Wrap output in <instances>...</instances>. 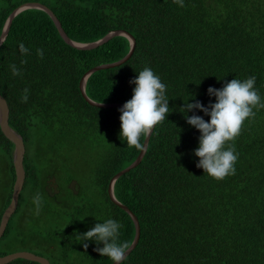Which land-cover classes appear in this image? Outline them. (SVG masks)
<instances>
[{
  "label": "trees",
  "instance_id": "obj_1",
  "mask_svg": "<svg viewBox=\"0 0 264 264\" xmlns=\"http://www.w3.org/2000/svg\"><path fill=\"white\" fill-rule=\"evenodd\" d=\"M25 2L48 7L77 43H92L114 30L134 38L124 64L87 78L84 90L91 101L124 105L135 87L130 81L145 66L166 85L170 113L150 135L139 165L113 185L115 199L140 228L122 264H264V109H254L255 118L235 141V175L216 181L196 166L200 132L187 123L193 114L206 122L210 117L183 108L196 101L208 107L216 100L209 87L221 89L251 76L264 102V0H184V7L173 0H0V35ZM21 42L29 54L20 53ZM41 48L43 58L37 55ZM129 50L122 36L91 50L73 48L38 9L13 18L0 45V95L9 126L23 139L25 181L0 239V257L25 251L50 264H112L94 250L103 244L77 237L107 219L122 224L118 242L131 245L133 221L107 190L140 151L120 137L121 108L91 106L79 89L86 72L119 61ZM12 64L21 75L13 76ZM13 149L0 131V219L15 179ZM51 178L59 191L53 197L45 192ZM73 180L77 194L68 188ZM37 193L43 201L38 215Z\"/></svg>",
  "mask_w": 264,
  "mask_h": 264
},
{
  "label": "clouds",
  "instance_id": "obj_2",
  "mask_svg": "<svg viewBox=\"0 0 264 264\" xmlns=\"http://www.w3.org/2000/svg\"><path fill=\"white\" fill-rule=\"evenodd\" d=\"M173 2L184 7V0H173ZM18 47L21 54H29V48L22 42ZM37 55L43 58L42 48L37 49ZM26 62L22 60L21 64ZM9 67L13 76L21 75L20 69L15 64ZM130 83L135 84L132 97L119 109L120 137L126 141L129 148L144 151L145 144L141 142L142 138L149 137L170 113L169 100L165 94L166 85L147 66ZM255 83V76L243 81L234 78L221 89L212 87L207 89L208 94L216 98L215 103L208 107L203 106L199 101L187 103L183 107L185 112L198 109L210 117L206 122L201 116L193 114L187 117V123L200 132L199 147L194 152L199 158L196 166L216 181L235 175V164L238 160L235 141L240 136L245 122L254 119L256 111L264 109V102L255 88ZM28 93L29 89L25 88L21 102H27ZM33 204L38 215L43 206L40 193L33 197ZM121 228L122 224L118 221L107 219L103 223H96L89 231L77 237L81 242L95 241L97 244H103V247L94 250L102 257L109 258L114 264H122L130 243L118 242ZM83 247L87 249L88 244L83 243Z\"/></svg>",
  "mask_w": 264,
  "mask_h": 264
},
{
  "label": "water",
  "instance_id": "obj_3",
  "mask_svg": "<svg viewBox=\"0 0 264 264\" xmlns=\"http://www.w3.org/2000/svg\"><path fill=\"white\" fill-rule=\"evenodd\" d=\"M26 9H38V10H41V11L45 12L46 14H48V16L53 21L60 37L62 38V40L66 44H68L71 47L76 48L78 50H91V49L97 48L98 46L105 44L110 39H112L113 37H116V36L125 37L129 41L130 50L122 59H120L117 62L96 66V67L90 69L88 72H86L84 74V76L81 78L80 83H79V89H80L82 97L91 106H95V107H99V108H107V109L122 108L123 105L118 104V103L99 104V103H95V102L91 101L90 99H88V97L85 94L84 86H85V82H86L87 78L93 72H95L97 70H101V69H109V68L118 67V66L124 64L133 54L134 46H135L134 38L129 33H127L126 31L114 30V31L107 33L101 39L94 41L92 43H86V44L77 43V42L70 40L67 37L66 33L63 31L59 21L56 18V16L48 7H46L45 5L38 3V2H25L21 5H19L17 8H15L12 11V13L9 15V17L7 18V21L4 24L2 33L0 35V45L5 40V38L8 34V31H9V28H10V25L12 23L13 18L18 13H20L21 11L26 10ZM8 112L9 111H8V105L6 103V100L0 95V131L14 145L13 155H12V163H13V168H14V172H15V179H14V184H13V188H12L11 199H10L8 206L3 211L1 219H0V239L4 234V231L6 229V226H7V223L9 221L10 217L14 214V212L17 209L19 194L22 190V187H23V184L25 181V172H24L23 164H22L23 155L25 152L24 143H23L22 137L19 134H17L9 126V124H8ZM149 138H150V136L147 137L146 139H144V141H143V144H145V150H146V147L148 145ZM145 150L139 152L137 158L135 159V161L132 164H130L128 167H126L125 169L118 172L115 176H113V178L110 180V183L108 185V190H107L108 197H109L110 201L113 204H115L116 206H118L119 208H121L122 210H124L130 216V218L132 219L133 224L135 226V235H134V238L132 240V243L130 245L129 250L125 253L126 257L134 250V248L136 247V245L138 243L140 228H139V224H138L136 216L126 206L122 205L121 203H119L115 199L114 194H113V185H114V182L117 178H119L120 176H122L125 173H128L130 170L134 169L136 166L139 165V163L141 162V160L143 158ZM50 181L52 183L51 187L55 190V192H52L51 188H46L45 191L47 192L49 197H52L54 195V193H57L58 190H57V185L55 184V179L52 178V179H50ZM75 186H76V181H71L70 185H69V190H71L73 192V194L78 193ZM16 259H22V260L34 262L37 264H50L46 258L32 254L30 252H25V251L15 252V253L0 257V264H9ZM112 264H114V262Z\"/></svg>",
  "mask_w": 264,
  "mask_h": 264
},
{
  "label": "flooded vegetation",
  "instance_id": "obj_4",
  "mask_svg": "<svg viewBox=\"0 0 264 264\" xmlns=\"http://www.w3.org/2000/svg\"><path fill=\"white\" fill-rule=\"evenodd\" d=\"M52 179V178H51ZM55 179V178H54ZM55 184L57 185V183H56V180H55ZM51 185H52V183H51V181L50 180H48L47 181V184H46V186H45V189L46 188H51V189H53L52 187H51ZM57 189H58V185H57ZM52 191H54L55 192V190L53 189ZM46 192V191H45ZM47 193V192H46ZM58 193H59V191H57V193H54V195L53 196H55V195H58Z\"/></svg>",
  "mask_w": 264,
  "mask_h": 264
},
{
  "label": "rangeland",
  "instance_id": "obj_5",
  "mask_svg": "<svg viewBox=\"0 0 264 264\" xmlns=\"http://www.w3.org/2000/svg\"><path fill=\"white\" fill-rule=\"evenodd\" d=\"M73 181H75V180H73ZM69 185H70V183H69ZM69 185H68V188H69ZM76 188H77V182H76V186H75ZM53 197V196H52Z\"/></svg>",
  "mask_w": 264,
  "mask_h": 264
}]
</instances>
